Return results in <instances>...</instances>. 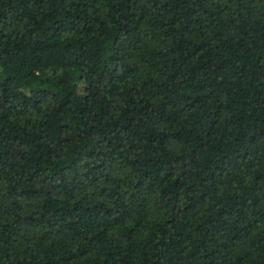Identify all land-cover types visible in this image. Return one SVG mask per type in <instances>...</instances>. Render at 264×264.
I'll return each mask as SVG.
<instances>
[{"label":"trees","instance_id":"trees-1","mask_svg":"<svg viewBox=\"0 0 264 264\" xmlns=\"http://www.w3.org/2000/svg\"><path fill=\"white\" fill-rule=\"evenodd\" d=\"M0 264H264V0H0Z\"/></svg>","mask_w":264,"mask_h":264}]
</instances>
